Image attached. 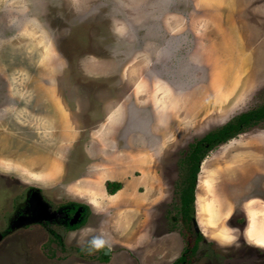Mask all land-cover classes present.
Segmentation results:
<instances>
[{
	"label": "rangeland",
	"instance_id": "obj_1",
	"mask_svg": "<svg viewBox=\"0 0 264 264\" xmlns=\"http://www.w3.org/2000/svg\"><path fill=\"white\" fill-rule=\"evenodd\" d=\"M263 104L264 0H0V264H172L185 249L184 264H264V120L199 163L200 223L234 245L189 251L180 194L191 146ZM107 178L117 213L89 214L56 259L39 226L4 233L25 198L34 218L44 194L92 201ZM245 209L253 244L234 229ZM93 240L106 262L75 249Z\"/></svg>",
	"mask_w": 264,
	"mask_h": 264
},
{
	"label": "flooded vegetation",
	"instance_id": "obj_2",
	"mask_svg": "<svg viewBox=\"0 0 264 264\" xmlns=\"http://www.w3.org/2000/svg\"><path fill=\"white\" fill-rule=\"evenodd\" d=\"M36 190L38 189H33L31 193L32 194L35 193ZM41 192L42 191H40V193ZM193 192H194V189H193ZM73 193H74V196L68 195V197L73 196V198H68V197L62 198V197L57 196V194H51V195L42 194L44 196V201H45L44 208L40 206V211H38L37 214L34 213L35 215L34 218H29L25 214H23V212L27 211V208H28L26 203L31 202V200H33L32 197L29 198V201L25 198L24 200H22V214L18 216L15 215V217H11V218H9L8 216H7L8 218L4 216L3 219L6 220V221L3 220L5 228H6L4 233H7L9 230H11V228L20 226L21 223L23 222L26 224L27 227L31 225H37L39 227L35 229L39 230L38 232L39 235L41 232L44 233L46 231L45 240L47 239L50 241V243L45 242L44 244V245H48V249H46L47 251L44 254V256L47 254L46 256L49 260L56 259L58 255L62 254L61 252L63 249L62 245H64L63 243L65 242L63 238L72 236L73 238L77 239L79 232L83 231L81 229H84L87 226H89L87 222L89 218L88 216L91 213L90 211L91 208L90 206H88L86 202H83L84 199L83 198L81 199L82 195H79V192L76 191ZM180 194H181V204H182V193ZM18 202H19L18 200L12 201L11 207H9L10 210L14 209L17 206V204H19ZM188 208H189V211L191 210L193 211H191L190 214L188 215V213L185 214L182 210V213L184 216L183 218L185 221H190V220L193 221V219L191 218L194 215V208H192L191 204L188 205ZM0 215H3V213ZM167 216L168 217L171 216L170 210H168ZM0 235H1L0 236L1 238L3 233L1 232ZM100 235L101 237H107V238L112 237L109 234L105 235V234L100 233ZM195 240L197 242V239ZM195 240L193 241V245L190 246L191 248L189 249V251L191 252L196 251V249L199 248L197 247V245L195 246ZM58 244L60 246H58ZM87 245L88 246L86 248L84 247V249H80L79 247H76L75 249L77 250V252L81 254V256L83 257L85 256V258H90V259L92 258L89 257L88 255L91 254L92 256L93 255L92 252L95 251L94 253L95 255H97L96 260L100 261V263L106 262L108 260L107 258L110 259V254H109L110 250L107 247L106 243H103L100 240H93V241H90ZM141 246H142L141 249L145 248V245H141ZM187 251L188 249H185L183 254L179 257V258L185 257V261H184L185 263L187 262L186 260L187 256L190 255L189 253H187ZM179 258L173 264L175 263L184 264V262L181 263ZM190 258L191 257L188 256V259Z\"/></svg>",
	"mask_w": 264,
	"mask_h": 264
},
{
	"label": "clouds",
	"instance_id": "obj_3",
	"mask_svg": "<svg viewBox=\"0 0 264 264\" xmlns=\"http://www.w3.org/2000/svg\"><path fill=\"white\" fill-rule=\"evenodd\" d=\"M234 121V120H233ZM229 122H232V121H228L226 124H228ZM225 124V125H226ZM258 124V123H257ZM224 125V126H225ZM255 125V124H254ZM250 127H252V125L251 126H247V127H245L244 129H242V130H240V131H238V132H236L234 135H232L230 138H228L229 140L232 138V137H234L233 139H231V142L232 141H234L235 139H238L236 136L237 135H241V134H243V133H245V132H242L243 130H245V129H247V128H250ZM217 130H215V131H213V132H216ZM213 132H211V133H209L207 136H205V138L204 139H202V140H204V142H205V139L210 135V134H212ZM228 139H226V140H224V141H222V142H225V141H227ZM202 140H200V141H202ZM199 141V142H200ZM204 142H203V144H204ZM222 142H217V143H215V144H213L212 146H209V143H207V142H205L206 143V147H209V150H211V149H213V148H216L217 146H219V143H222ZM230 142V141H229ZM232 143H230V144H228V146H225V147H230V145H231ZM222 147V146H221ZM115 148V147H114ZM113 148V149H114ZM192 150H193V148H192V146H191V148H190V154L185 158V161H184V163L182 162V165L180 164V166H183V165H185V169H187V166H188V162L190 161V159H188V157H190L191 156V153H192ZM171 154H173L172 153V151H171ZM171 156H169V155H165V157H163L162 158V160L161 161H163L164 162V160H169V158H170ZM204 158H202L201 160H200V162L203 160ZM199 162V163H200ZM105 163V162H104ZM104 163L103 162H101V165H104ZM225 163H227V162H225ZM184 167V166H183ZM187 171V170H186ZM201 171H202V166H200V164H199V169H198V171H197V177H196V184H195V187H194V192H193V201H192V203H191V206H192V208H194V215L192 216V218L191 219H193V223H194V229L197 231V233H198V237L196 238L197 239V242H196V240H195V246L197 245V247H198V245H199V249H202V247H205L207 250H209L208 249V245L209 244H211V245H218V244H221V246L224 248L225 246H227V245H234V243H230V242H228L227 240H224V239H222V238H218V239H215L214 237H212V235H211V230L208 228V227H203L202 225H201V223H200V220H199V216H198V203L196 202V192H195V189H196V185H197V181H200V179H202L201 178ZM108 173V172H107ZM198 174L200 175V178H198ZM109 182H111V183H115V182H118V181H114V179H110V178H107L106 179V181L104 182V185H103V187L101 188V190H100V193H101V195L99 196V197H95L92 201H87L86 200V197H83V199H85L84 200V202H86L87 204H88V206H90V208H91V213H90V215H92V214H94V213H97V214H99V217H102V218H104V219H108L107 218V216H110V217H113V213L115 214V213H117L116 211H115V209L114 208H116V203L117 202H115L114 201V203H113V201L112 200H114L113 198H114V196H115V194L123 187L121 184H120V182H118L119 183V187H118V189L117 190H115V191H111V188H112V186H110L109 185ZM184 188V187H183ZM182 188V189H183ZM182 189H181V193H182ZM89 193V192H88ZM85 195L87 194L86 192L84 193ZM90 194V193H89ZM79 195H82L81 193H79ZM182 195H183V193H182ZM255 197V196H254ZM126 200V199H125ZM127 201H129V199H127L125 202H127ZM194 203V204H193ZM89 204H91V205H89ZM94 206H96V207H98V209L99 210H96L95 209V207ZM43 208H44V206H42ZM117 208H120L119 206H117ZM197 208V209H196ZM122 209V208H121ZM182 210V209H181ZM135 213V212H134ZM245 215H246V217H247V224H246V222H244V225H241V222L244 220V221H246L245 220V218L244 217H242L240 220H236V222H235V228L234 229H237L238 230V234H243V237H244V240H246V241H248L247 242V244H249V243H251V244H253L250 240H249V238H248V235H246L247 234V230H246V228H247V226H248V223H249V219H248V216H247V212H246V209H245ZM228 221H230V217H228ZM103 223H101V224H99L98 225V229L97 230H101V232L100 233H102V234H106V233H115V232H117L116 230H115V228H113V227H111V228H109V229H107V230H105L104 231V229L106 228V224H104L105 223V220H103L102 221ZM236 223H237V225H236ZM245 224H246V226H245ZM90 226V225H89ZM245 226V227H244ZM200 233V234H199ZM200 239H202L203 241H201ZM242 239V238H241ZM206 241H207V243H208V245L206 246V245H204L205 243H206ZM240 244H242V241L240 240ZM196 247V248H197ZM257 248V247H256ZM174 263V262H173ZM172 263V264H173Z\"/></svg>",
	"mask_w": 264,
	"mask_h": 264
},
{
	"label": "trees",
	"instance_id": "obj_4",
	"mask_svg": "<svg viewBox=\"0 0 264 264\" xmlns=\"http://www.w3.org/2000/svg\"><path fill=\"white\" fill-rule=\"evenodd\" d=\"M262 120H264V104L257 107L254 110L248 111L246 113H242L234 121L229 122L222 128H219L216 132L210 134L205 139V142L209 143V146H212L217 142H222L230 138L236 132L244 129L245 127L257 124ZM203 142L204 140L198 142V145H193L191 156L188 157L190 161L188 162V166H187V176L185 178V183L183 186L184 188L182 187L183 195H182V204H181V209L185 214L188 213V215L190 214L191 211H193V210L189 211L188 205L191 204V202L193 201V189L196 184L199 162L203 158L205 153L208 151V147H206L203 144ZM109 185L112 186L111 191H115L119 187L118 182L115 183L109 182ZM179 260L182 263L185 261V257H181L179 258Z\"/></svg>",
	"mask_w": 264,
	"mask_h": 264
},
{
	"label": "water",
	"instance_id": "obj_5",
	"mask_svg": "<svg viewBox=\"0 0 264 264\" xmlns=\"http://www.w3.org/2000/svg\"><path fill=\"white\" fill-rule=\"evenodd\" d=\"M204 245H206V246L208 245L207 241H206V243H205ZM217 246H218L219 248H221L222 250L226 248V246L223 248V247L221 246V244H218ZM228 246H229V245H228ZM208 249H214V248H213L212 246H208ZM202 250H204V252H206V253H208V251H209V250H207L205 247H202ZM259 264H260V263H259Z\"/></svg>",
	"mask_w": 264,
	"mask_h": 264
},
{
	"label": "crops",
	"instance_id": "obj_6",
	"mask_svg": "<svg viewBox=\"0 0 264 264\" xmlns=\"http://www.w3.org/2000/svg\"><path fill=\"white\" fill-rule=\"evenodd\" d=\"M253 221H255V220L253 219ZM247 230H249V228H247Z\"/></svg>",
	"mask_w": 264,
	"mask_h": 264
},
{
	"label": "bare ground",
	"instance_id": "obj_7",
	"mask_svg": "<svg viewBox=\"0 0 264 264\" xmlns=\"http://www.w3.org/2000/svg\"><path fill=\"white\" fill-rule=\"evenodd\" d=\"M247 39V38H246ZM144 94V93H143ZM203 190V189H202ZM207 206V205H206Z\"/></svg>",
	"mask_w": 264,
	"mask_h": 264
}]
</instances>
